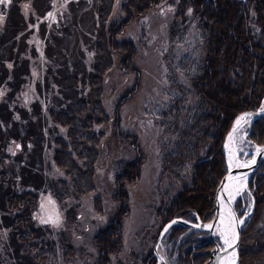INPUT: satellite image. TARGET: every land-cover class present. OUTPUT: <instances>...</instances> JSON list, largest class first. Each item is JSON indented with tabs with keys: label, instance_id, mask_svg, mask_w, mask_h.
I'll return each instance as SVG.
<instances>
[{
	"label": "rangeland",
	"instance_id": "374dc122",
	"mask_svg": "<svg viewBox=\"0 0 264 264\" xmlns=\"http://www.w3.org/2000/svg\"><path fill=\"white\" fill-rule=\"evenodd\" d=\"M113 1L108 22L116 18L124 20L126 11L122 4L125 0ZM96 9L94 0L0 3L3 17L0 34L10 38L9 50L0 58H4L0 68L5 70L2 73L0 70V264H91L97 261L99 249L94 244V236L118 216L122 207L117 196V176L139 156L141 165L136 179L122 180L128 195V211L120 220L123 248L110 257L109 264H148V255L154 251L165 220L160 210L174 198L178 189L191 181L193 162L185 164L180 178L164 170V157L177 137V129L189 112L196 111L202 99L197 93L194 75L202 69L207 50L197 29L198 12L190 2L182 8L171 0L157 3L146 13L135 15L125 33L118 36L132 40L135 54L129 62L132 71H126L123 52H111L112 67L106 69L100 96L108 121L93 126L103 134L92 172V187L77 195L65 169L55 164V137L60 134L65 138L67 128L53 122L42 103L53 102L56 96L62 99L65 92L76 97V91L63 86L65 92L60 94L68 78L63 75V67L56 65L58 57L53 53H64L60 44L65 46L69 40L70 43L75 40L78 49L88 46L101 25L100 22L93 30L87 28L97 19ZM52 30H56L55 33ZM86 49L91 51L90 47ZM92 54L86 53L87 60L83 54L87 71L91 69ZM51 63L57 67L52 74L48 68ZM77 76L82 78L79 73ZM176 100L181 105L177 112ZM65 101L68 102L66 97ZM242 130H246L245 126ZM18 133L22 137L37 133L33 137L37 141L24 144L23 140L14 139ZM239 145L242 159L252 157L256 150V145L247 139ZM61 181L68 185V197L59 195ZM30 187L37 198L31 212L32 228L36 232L29 229L28 235L26 232L21 238L22 232L14 227L18 223L10 214L15 216L17 212L10 209L7 197ZM242 195L246 203L243 211H250L254 199L252 191L245 190ZM187 238L188 234L181 233L174 241L175 237L166 233L159 244L160 255L165 261L168 258L174 263L181 262L179 243ZM156 264L162 263L157 261Z\"/></svg>",
	"mask_w": 264,
	"mask_h": 264
},
{
	"label": "trees",
	"instance_id": "16d2710c",
	"mask_svg": "<svg viewBox=\"0 0 264 264\" xmlns=\"http://www.w3.org/2000/svg\"><path fill=\"white\" fill-rule=\"evenodd\" d=\"M98 1L100 6L96 12L99 14L97 19L92 20L87 26L90 30L99 25L104 16L111 11L112 0ZM161 1L166 0H131L124 4L127 13V17L123 20L124 26L128 25L135 15L146 13ZM171 2L177 3L181 8L190 2L196 9L200 18L197 29L201 31L207 51L203 58L202 69L195 71L194 75L197 93L202 99L198 102L196 111L193 114L189 112L188 117L182 120V125L177 129L178 138L173 150L167 152L164 157V170L178 178L185 170V164L196 159L193 166V180L178 189L174 198L160 210L165 219L163 225L165 221L176 216L190 218L192 215L193 218L194 211L199 212L201 216L210 217L218 182L226 172L222 146L225 134L239 113L246 109H256L261 105L264 96V0H171ZM97 29L101 33V29ZM65 32L64 29L62 33ZM68 35L71 37L70 31ZM9 39L7 36L3 38L0 34V58L3 52L9 50ZM112 39L115 43L113 50L126 51L124 59L126 67L135 54L134 43L127 39L118 41ZM68 42L65 44L67 51L64 50V53L55 51L53 54L59 58L57 61L60 60L56 61V65L63 67V75L68 78L65 80L66 84L62 85L63 90L60 94L65 92L64 88H69L73 92L76 91V97H71L65 92L66 96L60 98L62 101L56 96L53 102L42 103V106L47 109L49 118L53 122L67 128L65 138L60 134L55 137L56 148L53 159L55 164L69 174V180L77 191L73 189L74 193L79 195L92 187V172L98 158L100 137L103 134L102 130L96 131L93 126L108 121L100 96L103 91L105 71L111 66V55L104 49L102 52L104 56L94 63L93 69L87 71L82 57L76 56L79 45L75 40L72 43L70 40ZM70 44L75 49L72 53L68 52ZM60 46L63 47L61 44ZM3 60L4 58L0 59V63ZM48 68L49 73L52 74L57 67L51 63ZM0 70L1 73L5 71L3 68ZM78 73L81 76L84 73L81 79L77 76ZM78 87L83 90H79ZM65 97L68 102H63ZM174 104L175 112L181 109L178 100ZM35 135L37 133H28L22 137L18 133L14 139L23 140L24 144L32 143V140L37 141V138H33ZM250 138L257 143H264V117L254 122ZM206 139L209 143L205 142ZM203 147L207 148L206 153L203 157H199V150ZM139 158H134L117 176V196L122 202V207L118 216L94 236V244L99 249V259L91 264H109L110 257L118 254L123 248L120 220L128 211L126 204L128 195L122 180L128 179L132 182L136 179L141 165ZM258 166L249 182V185L254 187L255 210L242 229L240 264H255L256 261L264 258V160L259 162ZM14 176L18 179L15 173ZM65 181H61L62 192L59 194L61 197L69 195ZM7 198L10 209L12 211L14 209V213L17 212L15 216L10 214L18 223L13 226L22 232L21 238L26 232L28 235L29 229L35 233L36 229L32 228L34 220L31 218V212L37 198L32 193L31 187L14 191ZM181 233L188 234V238L179 243L182 263L169 260L171 264H203L209 258L213 246L206 233L189 231L181 224H176L167 231L171 238L175 237L174 241ZM186 246L188 248L184 250ZM148 256L146 263L156 264V256L153 252Z\"/></svg>",
	"mask_w": 264,
	"mask_h": 264
},
{
	"label": "bare ground",
	"instance_id": "6f19581e",
	"mask_svg": "<svg viewBox=\"0 0 264 264\" xmlns=\"http://www.w3.org/2000/svg\"><path fill=\"white\" fill-rule=\"evenodd\" d=\"M130 1L131 0H125L124 1V3L122 4L123 10H124V4L129 3ZM113 2H112L110 13L107 14L106 16H104V19L101 22V25L98 27V28L101 29V33H99V30L97 29L96 33L95 34L93 33V37H92L91 41H89V43L87 44L88 45L87 47H90L91 51L86 49L87 48L86 46L85 47L83 46V49H79L77 51V54H76V56H81L82 57V61H85V60H87L86 53L87 52H93V54H92L93 61L91 60L92 64L90 65L91 69L94 68V63H97L104 56V55H102V52H103L104 49L107 52H109V54L111 55V64H112V54H111V52H115L116 50L122 51L123 54H124L122 62L124 63V59L126 57V51L124 49H115V50H113L114 49L113 45H115V43H113V39L112 38H114V40H116V41H118L119 39H124V40L127 39L129 41H132L128 37H125V38L118 37L119 35H123L125 33V28H126L127 25L124 26L123 20H119V19L116 18L114 21L108 22V19H109L111 13H112ZM161 2H163V1H161ZM94 3L96 4L97 8L100 6V1L94 0ZM157 3H160V2H157ZM125 17H127V13H126ZM69 21H71V19ZM103 23H104V25H103ZM121 29H122V31H120ZM55 31L56 30H52L51 32L55 33ZM86 43H87V41H86ZM72 46H73L72 44L69 45L68 52H71V53L74 52L75 49L74 48L71 49ZM63 47H64V50H66V47L65 46H63ZM83 54L85 55V60H84ZM57 59H59V58H57ZM59 61L60 60H58L57 62H59ZM110 67H112V65ZM125 68H126V71H132V69L130 68V64L129 63H127ZM262 107H264V96L262 98L261 105H259L256 109H246V111L247 110H254L255 111V110L260 109ZM246 111H243V112L239 113L236 116V118L231 123L232 125L229 128V130L226 132V134L235 125H236V127H235L236 130L235 131L231 130L229 132V134H228L229 136H228L227 139H226L227 135L225 134L226 136H225V138H224V140L222 142V146H223V155L225 156L224 164H225V167H226V169H225L226 172L222 175L221 179L219 180L217 188L220 185L221 181L223 180V177L227 174V172L229 170H238V168L246 167L248 165V163L251 161V159L254 156V153L257 151V149H260L264 145V143H259V142L257 143L256 141H253L250 138V131L252 130L254 122L257 119H259L261 117H264V116L257 117L256 119H254L252 121V124H251L249 122H250V118H251L252 115H250L249 117H246L245 120L241 121L239 125H237V119L239 117L243 116ZM241 114H243V115H241ZM118 121H119V118L116 119L117 125H118ZM244 126H245L246 130L243 131L242 129L244 128ZM96 131H98V130H96ZM230 134H231V137H230ZM134 136L135 135H133V137ZM177 138L178 137H176V139L173 141V144L170 147V151L173 150V145L175 144ZM246 139L248 141H250L251 144L256 145V150L253 152L252 157H249L248 159H242L241 156H239V147H240L239 144H242ZM225 141H226V144L224 146ZM206 149H207L206 147L205 148L203 147V148H201L199 150V157H203L205 155ZM249 153H252V151L250 150ZM262 160H264V157L261 158L259 160V162H261ZM195 161H196V159L194 161L189 162V163L193 162V165H192V168H191L192 171H191V175H190L191 181H189L188 183L192 182V180H193L192 179L193 171H194L193 166L195 164ZM259 162L257 164V168L253 171V173L258 169ZM66 174H68V173H66ZM252 174H251V176H252ZM246 179H247V176L245 174H238V175L233 174L230 177H228V181H227L226 186H225L227 199H230V201L232 202L234 208L237 210V214H238L239 220L243 221V223H241V236H242V229H243L245 223L248 221V219H250L251 215L253 214V212L255 210L254 209V206H255L254 187H251L250 185H249V187H248V185L246 186V183H247ZM250 179H249V181H250ZM217 190H216V193H215L214 200L216 198ZM245 190H251L252 191V196L254 198L253 202L251 204V207H250V209H251L250 211H243L244 210L243 207L245 206L246 203L244 201L245 198L242 197L243 196L242 193ZM221 199H222V201H221V209H220L221 211H220V215H219V220H217V222L215 224H212L213 225V232H214L213 238L218 240V242H221L222 243V247L221 248L225 249V248H227V245H225L224 239L221 238V235L223 234L225 237H227L229 239V242L231 243L233 237H235V235H236V231H235L236 221L233 219V216H232V214H231V212H230V210L228 208L227 200L224 197H222ZM238 201H239V204H238ZM215 207H216V200L214 201V206H213V209H212L213 212L210 215V217H208V218L205 215L201 216L200 213L196 212V211H194L195 217L193 219L192 218H188V217L187 218L189 220L195 221L196 220V215L198 213L200 218H201V220H203L204 222H210L211 223L212 222L211 220L216 216ZM180 217H183V216H180ZM183 218L187 219L186 217H183ZM176 224H180V223H176ZM184 227H186V226H184ZM186 228H188L189 231H194V232L202 231V230H199V229H196V228H193V227H189V226H187ZM202 232H205L207 237H208V240H210L213 243V240L211 239V237L209 235V232H207V231H202ZM234 247L235 246H233L231 250H227L226 252H224V253H222L220 255V257L218 259V264H238L239 263V261H238V263H236V252H235ZM214 248H215V244L213 243V246L211 247L210 252H209L210 256H209L208 259H206V261L203 264H212L214 256L218 255L217 251L214 252L215 253L214 256L212 255L211 251ZM240 249H242L241 237H240V245H239V251H238L239 252V260H240V254H241ZM153 255L156 256V261H159L162 264H164L162 262V258L157 256L154 253V251H153ZM167 261L171 264V262L168 260V258H167ZM167 261H165V262L167 264H169ZM255 264H264V258L262 260H260V261H256Z\"/></svg>",
	"mask_w": 264,
	"mask_h": 264
},
{
	"label": "water",
	"instance_id": "95a60500",
	"mask_svg": "<svg viewBox=\"0 0 264 264\" xmlns=\"http://www.w3.org/2000/svg\"><path fill=\"white\" fill-rule=\"evenodd\" d=\"M246 113H250L252 116L250 118V122L252 124V121L254 119H256L257 117H260V116H264V112L261 111V108L260 109H257V110H247L245 112ZM243 115V114H241ZM235 126H233L231 128V130L234 129ZM230 130V131H231ZM229 131V132H230ZM229 132L226 134V139L228 138V134ZM226 144V141L224 143V146ZM261 151H256L254 153V156L252 157L251 161L248 163V165L246 167H242V168H238V170H229L227 172V174L223 177V180L221 181L220 185L218 186V190H217V194H216V207H215V210H216V216L211 220L212 222H204L203 220H201L199 214L197 213L196 215V220L195 221H192V220H189L188 218L185 219L183 217H180V216H176V217H173L167 221H165V224L161 227V229L159 230L158 232V236H157V239H156V242H155V246H154V253L161 257L162 258V262L164 264H167L165 262V260L163 259V257L160 255L159 253V244L161 243L162 239L165 237L166 235V232L167 230H169L173 225H176V223H180L184 226H189V227H193V228H196V229H199V230H202V231H207L209 232V235L211 237V239L213 240V243L215 244V248L211 251L212 255L214 256V252L217 251L218 255L214 256L213 258V262L212 264H218V259L220 257V255L224 252H226L227 250H231L232 247H227L225 249H222V243L221 242H218V240L214 239L213 238V225L212 224H215L217 222V220H219V215H220V209H221V201H222V197H224L226 200H227V204H228V208L233 216L234 214V220L236 221V228H235V231H236V235H235V243L233 244L234 249H235V252H236V263H238L239 261V245H240V237H241V223L238 218V214H237V210L234 208L232 202L230 201V199H227L226 197V189H225V186H226V183L228 181V177H230L231 175L235 174V175H238V174H246L247 176V183H246V186L248 185L249 183V179L251 178V174L253 173V171L257 168V164L259 162V160L261 158L264 157V145L260 148ZM173 221H175V223H173ZM195 225H200V227H195ZM204 225H212L211 228H206L204 227ZM239 264V263H238Z\"/></svg>",
	"mask_w": 264,
	"mask_h": 264
},
{
	"label": "snow or ice",
	"instance_id": "6c2138e0",
	"mask_svg": "<svg viewBox=\"0 0 264 264\" xmlns=\"http://www.w3.org/2000/svg\"><path fill=\"white\" fill-rule=\"evenodd\" d=\"M8 2H10V0H0V3H8ZM27 7H28V5H25V8H27ZM188 11H189V13H191L192 12V9H189ZM51 15L52 14L49 13V16H51ZM2 20H3V17L0 16V21H2ZM9 67H11V65H9ZM261 111L264 112V107L261 108ZM250 115H251L250 113H246L243 116L239 117L237 119V125H239L241 121L245 120L246 117H249ZM235 130L236 129L234 127L233 131H235ZM230 137H231V134H230ZM257 151H261V150L260 149H257ZM233 219H234V214H233ZM41 222L42 223H47V221H44V220H42ZM173 223H175V221H173ZM240 223H243V221H240ZM195 227H200V225H195ZM204 227L211 228L212 225H204ZM221 238L224 239V243H225V245H227V247H233V244L235 243V237H233L231 243L229 242V239L227 237H225L223 234L221 235Z\"/></svg>",
	"mask_w": 264,
	"mask_h": 264
}]
</instances>
